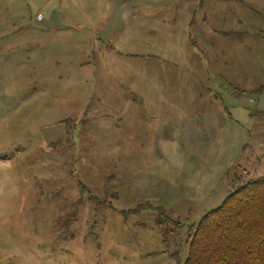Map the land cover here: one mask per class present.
<instances>
[{
	"label": "rangeland",
	"instance_id": "rangeland-1",
	"mask_svg": "<svg viewBox=\"0 0 264 264\" xmlns=\"http://www.w3.org/2000/svg\"><path fill=\"white\" fill-rule=\"evenodd\" d=\"M260 177L264 0H0V264H185Z\"/></svg>",
	"mask_w": 264,
	"mask_h": 264
},
{
	"label": "trees",
	"instance_id": "trees-1",
	"mask_svg": "<svg viewBox=\"0 0 264 264\" xmlns=\"http://www.w3.org/2000/svg\"><path fill=\"white\" fill-rule=\"evenodd\" d=\"M185 264H264V177L240 183L192 225Z\"/></svg>",
	"mask_w": 264,
	"mask_h": 264
},
{
	"label": "built area",
	"instance_id": "built-area-1",
	"mask_svg": "<svg viewBox=\"0 0 264 264\" xmlns=\"http://www.w3.org/2000/svg\"><path fill=\"white\" fill-rule=\"evenodd\" d=\"M42 16H43L42 13H39V14L37 15V19H38V20H41V19H42Z\"/></svg>",
	"mask_w": 264,
	"mask_h": 264
},
{
	"label": "crops",
	"instance_id": "crops-1",
	"mask_svg": "<svg viewBox=\"0 0 264 264\" xmlns=\"http://www.w3.org/2000/svg\"><path fill=\"white\" fill-rule=\"evenodd\" d=\"M197 222H198V221H197ZM197 222H196V223H197Z\"/></svg>",
	"mask_w": 264,
	"mask_h": 264
}]
</instances>
